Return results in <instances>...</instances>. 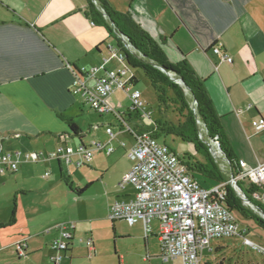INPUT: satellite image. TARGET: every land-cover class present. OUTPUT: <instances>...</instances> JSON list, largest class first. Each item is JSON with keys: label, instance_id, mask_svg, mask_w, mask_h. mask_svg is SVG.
Masks as SVG:
<instances>
[{"label": "crops", "instance_id": "0c3cea01", "mask_svg": "<svg viewBox=\"0 0 264 264\" xmlns=\"http://www.w3.org/2000/svg\"><path fill=\"white\" fill-rule=\"evenodd\" d=\"M103 1L115 11L130 13L137 24L163 43L162 48L171 62L185 60L204 81L236 160L248 167L264 162V130L252 124L253 120L264 116V0ZM87 6L88 0H0V153L37 151L51 155L57 146L78 137L72 135L66 119L82 130L76 118L82 115L83 105L87 103L72 90L74 74L69 65L90 68L110 57L109 67H116L119 62L111 57L110 47L122 49L105 26L95 24L86 15ZM214 43L220 44L222 53L232 58L231 62L213 52ZM124 94L127 95L116 90L107 98L113 108L109 113L119 122V133L126 132L121 126L122 120L133 123L132 127L138 131L152 132L154 111L151 109V120L135 118L128 112L131 106L124 107ZM114 133V138L106 134L99 140L113 146L109 155L94 150L93 157L80 167L56 159L60 167L67 166L66 171L73 181L65 179L61 168L59 183L44 181L51 189L55 185H66L61 192L73 203L80 204L84 199L101 202L104 207L101 216L91 217L96 208L91 203L85 214L73 207L63 217H40L41 204L29 193L33 190L32 183L37 184V179H41L39 175L34 177L28 165L55 158L33 162L21 157L17 170L3 172L10 173L8 178L16 181L14 204L8 200L0 203V264H94L100 261L105 249L101 235L95 230L102 226L100 222L107 221L106 216L109 217L110 206L115 201H129L135 195L130 185L119 188L123 175L132 167L127 150L133 145V137L129 133L131 139L127 142L118 137L119 133ZM82 135L85 138L83 130ZM84 140L79 139V144H85ZM79 159L80 155H74V161ZM48 171L42 174L43 178L51 175L49 171L45 176ZM32 178H36L35 181ZM261 194L257 199L264 203V193ZM155 222L156 231L152 225L145 241L150 234L158 238L159 225ZM58 227L70 229L74 239L70 248L60 253L61 260L55 263L53 258L58 253L51 243L58 235ZM114 227L112 220L116 238ZM243 228H247V237L252 233L256 235L247 226ZM259 231L261 234L256 236L264 238L260 227ZM88 236L94 240L93 250L86 245ZM214 241L211 249L201 252V264H226L227 254L234 251L229 242ZM19 246L24 254L19 252ZM112 257L122 264L123 256L115 248Z\"/></svg>", "mask_w": 264, "mask_h": 264}, {"label": "built area", "instance_id": "2783aa9c", "mask_svg": "<svg viewBox=\"0 0 264 264\" xmlns=\"http://www.w3.org/2000/svg\"><path fill=\"white\" fill-rule=\"evenodd\" d=\"M93 2L102 13L105 11L97 0ZM118 35L123 42L124 49L136 56H142L128 37ZM110 50L111 57H115L119 62L116 67H109L110 57H105L99 65L90 68H77L69 65L74 74L73 92L80 94L93 110L104 114L113 111L107 98L116 90H122L130 97V109L135 110L141 119L151 120L153 111L142 99L140 90L133 86L135 76L130 72L131 67L126 63L124 50L114 47H110ZM212 50L215 54L223 55L228 62L232 61V58L222 53L219 43H215ZM172 75L177 78L175 74L172 73ZM192 108L194 112L197 111V103L194 101ZM197 123L200 126V138L207 143L220 168L228 171V160L217 137L212 138L208 135V130L200 119H197ZM252 124L258 130H264V116L253 120ZM121 126L124 131L132 135L134 141L127 150V157L132 162V167L123 175L119 188L124 189L130 185L134 188L135 195L129 201H115L110 206L109 218L111 220H124L130 225L140 221L146 236L152 231V222L157 221L161 247L160 258L164 262L201 264V252L211 249L213 240L231 237H242L245 244L264 254V246L247 237V228L240 226L234 211L225 204V182L212 186L202 185L188 170L180 155L165 142H160L152 132L138 131L125 120H122ZM106 132L111 138L115 137L112 127H107ZM94 150H100L109 155L114 148L110 144L93 141L89 146L85 144H78L76 147L67 144L59 145L51 155L37 151L27 154L20 151L0 153V168L2 172L17 170L21 157L33 162L44 158H55L64 164H74L80 167L93 157ZM77 154L80 155V159L74 161L73 157ZM239 163L240 174L231 175L229 179V183L235 190H238L237 181L239 179H245L257 186H264V162L254 167L244 166L242 161ZM49 174L48 171L45 176ZM240 194L245 195L243 190ZM253 196L260 197L256 192ZM57 232L58 235L51 243L52 249L58 253L53 258L55 263L61 260L60 253L67 251L74 239L70 229L58 227ZM85 241L87 247L93 250V238L88 236ZM18 250L24 254L20 246Z\"/></svg>", "mask_w": 264, "mask_h": 264}, {"label": "trees", "instance_id": "16d2710c", "mask_svg": "<svg viewBox=\"0 0 264 264\" xmlns=\"http://www.w3.org/2000/svg\"><path fill=\"white\" fill-rule=\"evenodd\" d=\"M97 1L109 15V19L103 15L93 0H88L86 15L95 24L105 26L114 35L117 45L124 50L126 60L130 67L133 69H141L144 72L156 91L160 103H164V96L167 95L168 91H171L174 94L175 101L179 102L182 110L185 111L183 120H180L177 124L166 120H155L151 127L152 134L156 138L177 137L181 141L191 145L193 152L184 153L180 156L188 170L194 176L196 174L203 176L207 180L204 183L211 182L212 185H215L225 182V204L232 211H237L241 215L255 221L258 227L264 231V218L249 205L246 206L236 190L229 183L231 175L237 176L240 174L241 166L239 161L236 160L231 146L227 141L221 118L215 112L212 101L206 91L204 81L196 75L185 60L176 63L171 62L162 48L163 43L155 40L145 29L137 24L130 13L115 11L103 0ZM111 22L114 24L113 26ZM118 34L128 37L134 47L142 53V56H136L124 49L123 42ZM214 45L215 43L212 47ZM160 67H164L167 71L175 74L177 78L182 79L184 84L181 85L172 80ZM133 81L134 83L138 82L136 78ZM194 99L197 102L196 112L192 108ZM128 112L134 114L135 118L140 117L135 110L128 109ZM130 115L129 118L131 119ZM197 119H200L205 124L210 137H217L220 147L228 160V171H223L220 168L211 154L209 146L200 138V126L197 123ZM66 121L72 135L78 136L80 140L84 139L81 128L68 118ZM244 183H246L245 188L243 187ZM237 184L251 203L260 207L264 212V203L253 196L256 192L261 197V193H264V186H257L245 179H239ZM81 191H84V189ZM81 191L78 193H81Z\"/></svg>", "mask_w": 264, "mask_h": 264}, {"label": "rangeland", "instance_id": "374dc122", "mask_svg": "<svg viewBox=\"0 0 264 264\" xmlns=\"http://www.w3.org/2000/svg\"><path fill=\"white\" fill-rule=\"evenodd\" d=\"M115 42V41H114ZM130 72L137 77L138 82L134 86L135 89L140 90L142 93V99L145 101L146 105L154 111V121L155 120H166L177 124L180 120H183V115L185 113L181 108V104L175 101L174 94L171 91L167 92V95L164 96V103H160L156 91L150 83V80L146 77L144 72L141 69H130ZM126 99H123L124 107L131 106V100L127 95L124 94ZM129 99V101H128ZM117 111V109H116ZM114 114L106 113L100 114L94 111L91 108L89 103L83 105V113L81 116L76 118L77 123L82 127L83 132L85 133V144H89L92 141H99L104 139L106 136V128L112 127L114 132L119 133V122L114 119ZM133 126V123H130ZM118 137H121L127 142L130 141V134L127 132H122L118 134ZM160 142H165L171 147V149L182 156L184 153L193 152L191 145L181 141L177 137L169 136L166 138H160ZM79 138L73 137L69 140L67 145L76 147L79 144ZM34 177H40L41 180L37 179V184L32 183L33 190L30 192V197L34 200H39L38 203L41 204L39 213L40 217H46V219H56L59 216H66L71 212L70 208H79L80 212L85 214L88 211V207L91 206V203H94L95 211H92L93 216H101L104 214V207L101 202H94L93 199H84L80 204L73 203L72 199L69 196L63 195V189L67 188L66 185H55L51 189L47 184L48 181L58 182L62 180V175L60 168L63 170L62 174L65 175V179L71 180V174L69 175L66 171L67 166L64 164L61 167L58 164L56 159H53L50 162H39L31 163L28 165ZM50 171L51 175L47 178H43L42 174L45 171ZM1 171V170H0ZM10 173L0 172V203L9 202L14 204V194L15 181L14 178H8ZM70 176V177H69ZM196 179L204 186H212V183H204L205 178L203 176L196 174ZM35 181L36 178H32ZM47 181V182H44ZM64 181V180H63ZM69 181V182H70ZM75 181V180H74ZM14 183V184H13ZM59 183V182H58ZM66 184V181H64ZM246 183L243 184L245 188ZM62 191V192H61ZM29 196V195H28ZM90 198V197H89ZM12 199V200H11ZM81 203L83 207H81ZM96 203V204H95ZM248 206V205H246ZM235 216L240 224V226H247L248 229L256 233V235L261 234L259 231L258 225L250 218H247L241 215L239 212L234 211ZM106 222H100L102 226H99L97 233L101 235L103 241L104 256L100 257L99 262L94 264H118L115 259H113L114 248L117 253L123 256L122 264H172V262H164L160 258V242L158 238L154 235H149L148 241H145V234L142 222H137L134 225H130L127 221H115V235L114 238L113 229H112V220L106 216ZM156 222L153 221L152 225L156 231ZM111 231V232H110ZM248 234V237L255 243L261 244L264 246V238H259L258 236ZM215 242H229L233 246L234 251L230 254H227L229 257L226 264H248L252 261L254 264H264V254L256 250H253L251 246L244 243L242 237L235 238L231 237L229 239H217ZM214 255V254H213ZM218 255V254H217ZM216 256V255H215Z\"/></svg>", "mask_w": 264, "mask_h": 264}, {"label": "water", "instance_id": "95a60500", "mask_svg": "<svg viewBox=\"0 0 264 264\" xmlns=\"http://www.w3.org/2000/svg\"><path fill=\"white\" fill-rule=\"evenodd\" d=\"M103 15H104L107 19H109V15H108L105 11L103 12ZM111 25L113 26L114 24L111 22ZM126 63H127V65H128L127 60H126ZM160 68H161V70H162L163 72H165L166 74H168V75L171 77L172 80H174V81L180 83L181 85L184 84L183 81H182V79L173 77L172 72L167 71L164 67H160ZM187 91H188V88H187ZM193 101L196 102L195 99H194ZM196 103H197V102H196ZM237 187H238V190L242 191L241 188H240L238 185H237ZM238 190L236 189V191H237V193L239 194V196L241 197L243 203L246 204V205H249L252 209H254L255 211H257V212H258V213L264 218V212H263V210H262L260 207H258L257 205L252 204L251 201L246 197V195L243 194V196H242V195L240 194V191H238Z\"/></svg>", "mask_w": 264, "mask_h": 264}]
</instances>
